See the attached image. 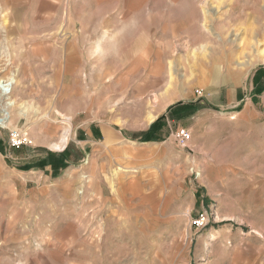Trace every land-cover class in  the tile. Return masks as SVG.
Listing matches in <instances>:
<instances>
[{
  "label": "rangeland",
  "instance_id": "374dc122",
  "mask_svg": "<svg viewBox=\"0 0 264 264\" xmlns=\"http://www.w3.org/2000/svg\"><path fill=\"white\" fill-rule=\"evenodd\" d=\"M81 15L0 0V264H264V0Z\"/></svg>",
  "mask_w": 264,
  "mask_h": 264
},
{
  "label": "crops",
  "instance_id": "0c3cea01",
  "mask_svg": "<svg viewBox=\"0 0 264 264\" xmlns=\"http://www.w3.org/2000/svg\"><path fill=\"white\" fill-rule=\"evenodd\" d=\"M81 3V17L86 20L85 29L89 30V34H93L91 30L94 27L99 28V21H105L107 26H112L113 21L115 19V15H134L138 13L140 10L144 8H150L152 4L156 2L159 3L160 0H78ZM77 3V1L75 2ZM100 23V24H101ZM173 95L172 92H167L165 97H169ZM168 99H165L166 101ZM167 103V102H165ZM162 105V103H161ZM164 105V104H163ZM178 112L177 109H174L172 113ZM156 119V115L154 114V120ZM154 122V121H152ZM150 124V123H149ZM109 135L107 134V137ZM105 141V145L109 144L108 138ZM68 144V142H67ZM66 146L62 151L65 150ZM56 150V149H54ZM60 151V150H56ZM60 151V152H62Z\"/></svg>",
  "mask_w": 264,
  "mask_h": 264
},
{
  "label": "bare ground",
  "instance_id": "6f19581e",
  "mask_svg": "<svg viewBox=\"0 0 264 264\" xmlns=\"http://www.w3.org/2000/svg\"><path fill=\"white\" fill-rule=\"evenodd\" d=\"M12 81V84L11 85H16L17 83V80L16 79H11ZM15 106V103L13 100L10 99L9 103H8V108H10V110H12V108ZM12 116H11V113H8V115H3V119L0 120V126H5L6 124H11V121H12ZM150 119H153V117H150ZM68 142V138H67V135H62V137L60 138V141L54 145V149H57V150H62L66 144Z\"/></svg>",
  "mask_w": 264,
  "mask_h": 264
},
{
  "label": "built area",
  "instance_id": "2783aa9c",
  "mask_svg": "<svg viewBox=\"0 0 264 264\" xmlns=\"http://www.w3.org/2000/svg\"><path fill=\"white\" fill-rule=\"evenodd\" d=\"M176 137L179 143L182 146H184V144L190 140L191 134L189 133V131L185 129H181L177 132ZM11 142H12V145L20 146L21 144L24 143V137L22 136V134L18 133L17 131H13L11 135Z\"/></svg>",
  "mask_w": 264,
  "mask_h": 264
}]
</instances>
